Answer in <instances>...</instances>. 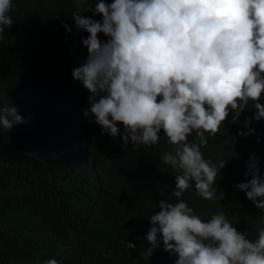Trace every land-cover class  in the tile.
Instances as JSON below:
<instances>
[{"label": "clouds", "instance_id": "9594fccd", "mask_svg": "<svg viewBox=\"0 0 264 264\" xmlns=\"http://www.w3.org/2000/svg\"><path fill=\"white\" fill-rule=\"evenodd\" d=\"M86 3L75 0L72 20L77 31L88 33L81 41L88 55L72 76L89 92V107L69 125L68 151L81 154L88 144L83 128L90 115L101 135L119 136L124 146L156 145L163 132L174 146L161 161L178 173L172 193L177 202H158L142 240L144 258L162 245L177 257L175 264H264V177L255 154L247 166L251 178L236 185L259 211L246 217L251 231H238L222 212L201 218L182 198L193 182L204 200L220 198L212 186L226 163L204 159L205 133L216 135L230 113L237 124L253 107L243 122L247 131L238 135H252L250 125L264 120V0H96L87 12L102 20L81 14ZM12 10V0H0V33L13 25ZM14 97L0 86V126L7 131L26 122ZM193 132L197 141L189 142ZM96 164L92 153L89 176ZM69 199L65 194L54 203L65 206Z\"/></svg>", "mask_w": 264, "mask_h": 264}, {"label": "trees", "instance_id": "16d2710c", "mask_svg": "<svg viewBox=\"0 0 264 264\" xmlns=\"http://www.w3.org/2000/svg\"><path fill=\"white\" fill-rule=\"evenodd\" d=\"M12 3L13 25L0 33V86L15 92L12 104L26 122L10 131L0 126V264H175L177 257L162 245L144 258L142 244L158 202H177L172 193L178 173L161 161L174 146L163 132L156 145L124 146L119 136L101 135L90 115L83 128L88 144L81 154L70 153L69 125L89 107V92L72 76L87 58L81 41L88 33L75 28V0ZM95 3L88 0L81 14L102 20L87 12ZM255 111L246 109L237 124L230 113L216 135L205 133L204 159L226 163L212 186L220 198L204 200L194 182L182 197L194 214L210 220L222 212L238 231H251L246 217L259 212L236 187L251 178L246 173L253 154L264 177V120L250 125L252 135H238ZM188 141H197L195 132ZM92 153L97 164L89 176ZM65 194L69 204L54 203Z\"/></svg>", "mask_w": 264, "mask_h": 264}]
</instances>
